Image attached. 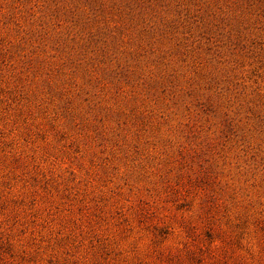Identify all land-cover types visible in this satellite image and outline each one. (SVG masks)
<instances>
[{
	"label": "rangeland",
	"instance_id": "obj_1",
	"mask_svg": "<svg viewBox=\"0 0 264 264\" xmlns=\"http://www.w3.org/2000/svg\"><path fill=\"white\" fill-rule=\"evenodd\" d=\"M0 264H264V0H0Z\"/></svg>",
	"mask_w": 264,
	"mask_h": 264
}]
</instances>
